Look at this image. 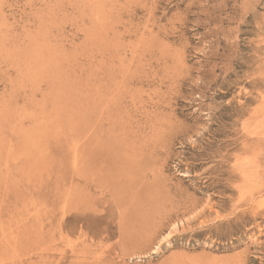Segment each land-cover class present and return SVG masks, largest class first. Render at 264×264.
<instances>
[{"label": "rangeland", "instance_id": "1", "mask_svg": "<svg viewBox=\"0 0 264 264\" xmlns=\"http://www.w3.org/2000/svg\"><path fill=\"white\" fill-rule=\"evenodd\" d=\"M5 1L0 264H264V0Z\"/></svg>", "mask_w": 264, "mask_h": 264}, {"label": "bare ground", "instance_id": "2", "mask_svg": "<svg viewBox=\"0 0 264 264\" xmlns=\"http://www.w3.org/2000/svg\"><path fill=\"white\" fill-rule=\"evenodd\" d=\"M5 3L7 4L8 2H7V0L5 1ZM139 5V4H138ZM190 5V4H189ZM8 7H10V5L8 4L7 5ZM59 7V6H58ZM0 10H1V7H0ZM154 12V11H153ZM1 13V12H0ZM132 14V13H131ZM130 14V15H131ZM0 20H2V22L0 23V44H4V43H6V42H10V40L13 38V27H12V23L10 22V20H9V18H8V16L7 15H5V12L4 11H2V13L0 14ZM26 23H28V22H26ZM26 26V25H25ZM127 26V25H126ZM104 27V26H103ZM102 27V28H103ZM142 33V32H141ZM137 36V35H136ZM13 40V39H12ZM2 47V46H1ZM7 48V47H6ZM158 49V48H157ZM5 51V50H4ZM14 51H15V49H14ZM152 54V53H151ZM13 56H15V55H13ZM18 56V55H17ZM169 56V55H168ZM157 57V56H156ZM165 57V56H164ZM174 59V58H173ZM23 60V59H22ZM27 62V61H26ZM22 64V63H21ZM171 71V70H170ZM264 80V79H263ZM159 95V94H158ZM158 103V102H157ZM166 103H167V101H166ZM159 105V104H158ZM161 106V105H160ZM163 109V108H162ZM142 111V110H141ZM146 114V113H145ZM148 116V115H147ZM146 116V117H147ZM149 118V117H148ZM151 118V117H150ZM167 119H169V118H167ZM263 140V139H262ZM258 142V141H257ZM264 154V153H263ZM240 162V161H239ZM238 163V162H237ZM248 163H249V161H248ZM240 164V163H239ZM241 165V164H240ZM239 165V166H240ZM246 168V167H245ZM240 170V169H239ZM238 170V171H239ZM235 171V170H234ZM260 174V173H259ZM248 175V174H247ZM262 175V174H261ZM263 176H264V173H263ZM245 177H246V175H245ZM259 177H260V175H259ZM247 180V179H246ZM233 188V187H232ZM239 188V190H240V186H237V189ZM240 192H241V190H240ZM253 194V193H252ZM113 195V194H112ZM254 196V195H253ZM252 195L250 196V197H253ZM113 197H114V195H113ZM240 197L241 198H243V200L246 198V193H243V194H241L240 193ZM236 198V197H235ZM254 198V197H253ZM236 200V199H235ZM242 200V201H243ZM241 201V200H240ZM248 201H250L249 199H248ZM246 202V201H245ZM248 203V202H247ZM231 205V204H230ZM247 205V204H246ZM236 206H238V205H236ZM244 206V205H243ZM125 207V206H124ZM254 207V206H253ZM129 208V207H128ZM236 208V207H235ZM133 211V210H132ZM147 211V210H146ZM234 211V210H233ZM250 211H252V213L254 212L253 211V209L252 210H250ZM256 214H258V215H262L263 217H264V206H263V203H260L259 204V206H258V209L255 211V215H254V217L256 216ZM244 263V262H243Z\"/></svg>", "mask_w": 264, "mask_h": 264}]
</instances>
